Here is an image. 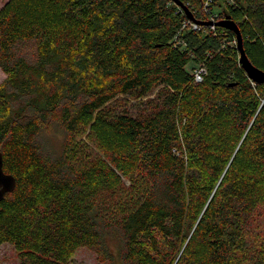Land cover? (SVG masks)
<instances>
[{"label": "trees", "instance_id": "1", "mask_svg": "<svg viewBox=\"0 0 264 264\" xmlns=\"http://www.w3.org/2000/svg\"><path fill=\"white\" fill-rule=\"evenodd\" d=\"M177 1L232 20L264 72V0ZM185 23L170 0L0 8V246L18 264H264V82L231 31Z\"/></svg>", "mask_w": 264, "mask_h": 264}, {"label": "rangeland", "instance_id": "2", "mask_svg": "<svg viewBox=\"0 0 264 264\" xmlns=\"http://www.w3.org/2000/svg\"><path fill=\"white\" fill-rule=\"evenodd\" d=\"M6 1L7 0H0V8L3 6V4ZM207 2L209 4L211 1L209 2V0H206L204 3V6H206ZM173 3L178 8H180L183 12V9L179 5H177L174 1H173ZM212 10H213L214 15H209V18L204 23L191 21L186 17L184 12H183V14H184L186 20L189 21L191 29H192V25H196L197 30H200L201 26H202V27L210 28L211 31H215V28L218 27V26H216V23H217V17L220 16V11L216 8H213ZM204 11L207 12L206 9H204ZM205 23H210V25H204ZM197 30H195V31H197ZM4 79H5V75L0 70V85L3 83ZM132 105H133V103H132ZM131 107H133V106H131ZM62 139H63V134L55 127V129L52 132L44 134L42 136L41 141H42L43 147L45 149H47L49 151L53 150L56 152L59 150ZM0 264H18V260L16 257L15 250L10 244H3L0 246ZM69 264H106V263L99 262L96 254L93 251L88 250L86 248H81L75 252V254L73 255L72 260L70 261Z\"/></svg>", "mask_w": 264, "mask_h": 264}, {"label": "water", "instance_id": "3", "mask_svg": "<svg viewBox=\"0 0 264 264\" xmlns=\"http://www.w3.org/2000/svg\"><path fill=\"white\" fill-rule=\"evenodd\" d=\"M171 1H174L177 5H179L183 9L184 14L189 20L197 22L192 16L191 12L180 1L177 0H171ZM204 25H210V23H205ZM216 26L227 29L234 34L237 43V51L239 54L238 62L242 70L246 73L247 77L251 81L257 84L264 82V72L254 67L251 64V62L248 60L244 52L243 44H242V36L237 25L230 19H224L216 23ZM14 187H15V178L12 175L6 174L3 171L2 154L0 152V202L3 200V198L7 193L13 191Z\"/></svg>", "mask_w": 264, "mask_h": 264}, {"label": "built area", "instance_id": "4", "mask_svg": "<svg viewBox=\"0 0 264 264\" xmlns=\"http://www.w3.org/2000/svg\"><path fill=\"white\" fill-rule=\"evenodd\" d=\"M211 0H209V2H210ZM208 6V2H207V4H206V6L205 7H207ZM186 24H189V26H190V23H189V21H187V23H185L184 25H183V27H185L186 26ZM192 30H197V26L196 25H192ZM231 45H235V47H237V43H236V41H234L233 43H231ZM205 73V70H204V68H200V67H197L194 71H193V76H194V79H195V82H200L201 80H202V75Z\"/></svg>", "mask_w": 264, "mask_h": 264}]
</instances>
